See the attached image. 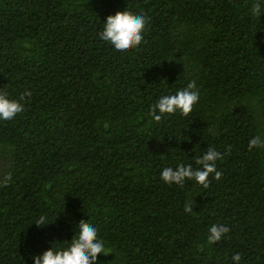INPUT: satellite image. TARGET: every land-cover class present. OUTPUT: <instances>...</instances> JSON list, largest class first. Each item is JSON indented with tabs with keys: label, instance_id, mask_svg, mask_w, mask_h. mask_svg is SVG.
I'll use <instances>...</instances> for the list:
<instances>
[{
	"label": "trees",
	"instance_id": "16d2710c",
	"mask_svg": "<svg viewBox=\"0 0 264 264\" xmlns=\"http://www.w3.org/2000/svg\"><path fill=\"white\" fill-rule=\"evenodd\" d=\"M257 2L0 0V93L24 105L0 120V264L67 248L81 220L110 253L97 264H264V148L248 149L264 137ZM125 11L147 17L127 53L100 36ZM192 81L187 117L151 119L161 96ZM209 148L224 154L220 180H162L164 168L200 167ZM213 224L231 230L209 245Z\"/></svg>",
	"mask_w": 264,
	"mask_h": 264
},
{
	"label": "clouds",
	"instance_id": "9594fccd",
	"mask_svg": "<svg viewBox=\"0 0 264 264\" xmlns=\"http://www.w3.org/2000/svg\"><path fill=\"white\" fill-rule=\"evenodd\" d=\"M262 4L257 2L251 8V14L259 17L262 15ZM147 23V17L143 15H134L128 11L117 12L110 15L104 23V30L100 33L104 41L109 42L118 52L127 53L130 49L137 48L144 40L143 32ZM30 91L21 96L31 97ZM199 91L196 82H190L186 88L177 91L173 95L161 96L159 100L152 105L149 116L156 122H161L166 115H174L179 112L187 117L193 110V107L199 101ZM24 110V105L16 100H11L5 93H0V120L10 121L17 114ZM264 148V137L257 135L249 141L248 149ZM229 153L231 148L228 149ZM224 154L209 148L207 152L196 160L200 167L194 169L191 165L179 164L175 169L171 167L164 168L161 172L162 180L171 185L176 184L184 186L186 180H193L197 184L208 188L210 174H214V179L220 180L222 173L217 171V161L222 160ZM11 175L3 177L2 183L8 186ZM185 212H193L191 203H186ZM37 226L49 224L46 217L41 216L36 222ZM78 233L72 239L67 248L56 250L53 248L45 251L42 255L34 257L35 264H97L98 257L105 252V242L98 238V230L89 222L81 220L78 225ZM230 228L222 224H213L208 229L207 243L214 245L222 240L225 234L230 232ZM234 264H240L242 259L240 254L232 257Z\"/></svg>",
	"mask_w": 264,
	"mask_h": 264
}]
</instances>
